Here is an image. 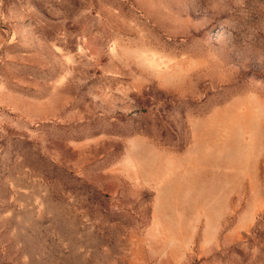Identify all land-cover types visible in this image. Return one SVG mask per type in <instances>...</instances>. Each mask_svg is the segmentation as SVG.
Wrapping results in <instances>:
<instances>
[{"label": "rangeland", "instance_id": "rangeland-1", "mask_svg": "<svg viewBox=\"0 0 264 264\" xmlns=\"http://www.w3.org/2000/svg\"><path fill=\"white\" fill-rule=\"evenodd\" d=\"M0 264H264V0H0Z\"/></svg>", "mask_w": 264, "mask_h": 264}]
</instances>
